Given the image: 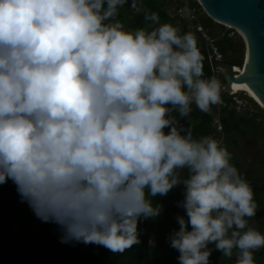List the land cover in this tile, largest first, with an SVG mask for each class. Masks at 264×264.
I'll list each match as a JSON object with an SVG mask.
<instances>
[{
    "label": "clouds",
    "instance_id": "obj_1",
    "mask_svg": "<svg viewBox=\"0 0 264 264\" xmlns=\"http://www.w3.org/2000/svg\"><path fill=\"white\" fill-rule=\"evenodd\" d=\"M125 3L0 0V183L57 224L61 243L113 253L160 215L152 197L182 185L167 237L178 264H210V243L255 264L264 234L248 224L252 187L217 138L180 123L192 105L219 103L222 85L204 76L193 32L154 11V27L127 28L116 18Z\"/></svg>",
    "mask_w": 264,
    "mask_h": 264
},
{
    "label": "trees",
    "instance_id": "obj_2",
    "mask_svg": "<svg viewBox=\"0 0 264 264\" xmlns=\"http://www.w3.org/2000/svg\"><path fill=\"white\" fill-rule=\"evenodd\" d=\"M140 3L143 6L141 10L119 9L116 18L122 23L127 21V28L130 29L149 28L152 22L144 19L145 12L154 11L158 14L159 21L177 26L181 33L189 31L182 21L175 22L176 18L169 15L162 1L141 0ZM125 12L130 13L129 19L125 18ZM202 20L204 25L210 27L212 33L216 35L212 24L219 23L212 20L207 14L203 16ZM220 26L224 27L221 24ZM228 31L218 35V44L229 61L241 65L244 61L245 43L242 38L229 37ZM197 46L206 59L207 54L199 41H197ZM203 72L205 77L211 76L210 67L203 66ZM214 107L215 105H211L209 111L203 112L192 105L191 118L184 125L191 128L194 138L211 133ZM259 116L261 118L257 121ZM221 120L225 132L224 146L231 153L230 162L241 173L239 160L232 158L237 143L235 134L243 136L250 129L257 130L262 127L264 111L238 114L235 110L224 107L221 109ZM244 170L246 180L253 190V199L260 207V209H256V214L260 213L264 217V181L257 183L253 176V170L251 168ZM173 197L179 201L182 200V185H177L163 196L152 197L154 203L158 202L161 205L160 215L138 222V244L132 245L123 252L113 253L99 244H84L75 241L61 243L59 237L62 233L59 226L37 218L27 202L21 201L13 182L6 179L4 183H0V264H178V252L169 246L167 237L174 229L178 228L175 216L183 215L184 209ZM32 220H39L41 223V227L35 233L31 231L12 232L13 227L26 226ZM263 229L264 226L260 225L258 231L262 232ZM234 255L235 250H233V256H223V261L231 264ZM213 256L211 253L209 262Z\"/></svg>",
    "mask_w": 264,
    "mask_h": 264
},
{
    "label": "water",
    "instance_id": "obj_3",
    "mask_svg": "<svg viewBox=\"0 0 264 264\" xmlns=\"http://www.w3.org/2000/svg\"><path fill=\"white\" fill-rule=\"evenodd\" d=\"M199 2L208 17L221 25L238 29L245 41L246 52L241 72L235 71L233 68L235 64L228 59L222 61L204 59V66H221L220 73L226 84L225 99L232 98V84L239 81L241 82L239 94H251L264 104V0H199ZM190 118L191 114L181 119L180 123L186 124Z\"/></svg>",
    "mask_w": 264,
    "mask_h": 264
},
{
    "label": "built area",
    "instance_id": "obj_4",
    "mask_svg": "<svg viewBox=\"0 0 264 264\" xmlns=\"http://www.w3.org/2000/svg\"><path fill=\"white\" fill-rule=\"evenodd\" d=\"M164 3V8L171 9L172 14H169L176 18L179 22H183L186 25V28L193 32L196 36L197 41H199L207 54V58L210 61H222L227 59L222 52L219 44L218 37L214 35L210 29L203 23V16L205 13L202 5L199 0H160ZM168 11V10H167ZM202 13V14H200ZM231 28V27H230ZM228 36L233 39L237 38L235 29L232 28L231 31H228ZM234 70L239 71L243 70V64L233 66ZM211 76L215 75L220 81L222 87L220 91V102L215 104V107L212 111V131L210 134L217 138L223 145L225 144V132L221 120V109L224 107H229L230 109L235 110L238 114H244L246 112H255L252 105L250 104L253 100L248 93L239 94L238 91L232 89L233 96L230 100L225 99L224 94L226 91V84L221 76V66L220 65H211ZM234 93H237L236 95Z\"/></svg>",
    "mask_w": 264,
    "mask_h": 264
},
{
    "label": "rangeland",
    "instance_id": "obj_5",
    "mask_svg": "<svg viewBox=\"0 0 264 264\" xmlns=\"http://www.w3.org/2000/svg\"><path fill=\"white\" fill-rule=\"evenodd\" d=\"M141 0H135V7H129L128 4L131 2V0H126L125 5L121 6L118 8L119 9H128V10H135L139 11L143 8L142 4L140 3ZM170 14H172L171 9H167ZM169 14V15H170ZM202 14V13H200ZM205 15V14H204ZM202 15V16H204ZM171 16V15H170ZM172 17V16H171ZM125 18L129 19L130 18V13L125 12ZM175 19V18H174ZM176 20V21H175ZM174 21L176 23H179L177 19ZM159 23H165L162 21H159ZM126 27H128L127 21L123 23ZM213 30L217 33L216 36L218 37L219 34L225 33V31H228L232 28L229 26L225 25L220 26V24H215L213 23ZM155 25L150 24V27H154ZM235 33L237 35V38H242L244 41V38L241 34V32L237 29H235ZM245 43V41H244ZM246 52V48H245ZM245 57V53H244ZM250 104L252 105L253 109H255V112L259 111H264V107L260 106L255 100H251ZM194 106V105H193ZM194 108H196L194 106ZM261 116L258 117L257 121H259ZM237 137V143L235 144V150H234V157L235 159L239 160L240 162V171L243 175V177L246 179L245 176V168H251L253 170V176L255 177V181L257 183L263 182L264 181V122L262 127L256 129H250L246 135H241V134H235ZM243 169V170H242ZM260 217V216H259ZM258 215H254L250 217L248 220V224L251 227H255L256 219L259 218ZM41 227V223L39 220H32L29 221L26 226H15L12 228V232H25V231H31L32 233H35L37 229ZM210 248H212L213 253V259L211 260L210 264H227L223 261L224 257L223 255L220 254V251L216 250L214 248V244L210 243L208 245Z\"/></svg>",
    "mask_w": 264,
    "mask_h": 264
},
{
    "label": "flooded vegetation",
    "instance_id": "obj_6",
    "mask_svg": "<svg viewBox=\"0 0 264 264\" xmlns=\"http://www.w3.org/2000/svg\"><path fill=\"white\" fill-rule=\"evenodd\" d=\"M256 209H260L259 206L256 207ZM255 215H258L259 218L256 219V223H255V229L259 230L260 228V225H263L264 226V217L261 216V214L257 213ZM262 234H264V229L263 231L261 232ZM253 259L255 261V264H264V248H258V249H255L253 251ZM234 261H235V255L233 257V261L231 262V264H234Z\"/></svg>",
    "mask_w": 264,
    "mask_h": 264
},
{
    "label": "bare ground",
    "instance_id": "obj_7",
    "mask_svg": "<svg viewBox=\"0 0 264 264\" xmlns=\"http://www.w3.org/2000/svg\"><path fill=\"white\" fill-rule=\"evenodd\" d=\"M236 70H237V72H241V71H239L238 69H236ZM242 71H243V70H242ZM240 86H241V82H239V81H234L233 84H232V89H233L234 91H239ZM249 96H250L252 99H254L255 102H257L260 106L264 107V104H263L259 99H257L256 97H254V96L251 95V94H249Z\"/></svg>",
    "mask_w": 264,
    "mask_h": 264
}]
</instances>
